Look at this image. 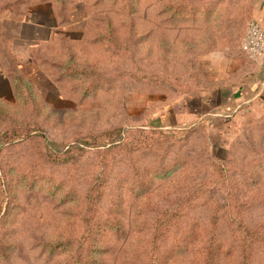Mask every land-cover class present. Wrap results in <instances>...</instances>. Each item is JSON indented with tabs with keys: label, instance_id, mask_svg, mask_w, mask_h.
<instances>
[{
	"label": "rangeland",
	"instance_id": "374dc122",
	"mask_svg": "<svg viewBox=\"0 0 264 264\" xmlns=\"http://www.w3.org/2000/svg\"><path fill=\"white\" fill-rule=\"evenodd\" d=\"M253 2L0 0V264H264Z\"/></svg>",
	"mask_w": 264,
	"mask_h": 264
},
{
	"label": "crops",
	"instance_id": "0c3cea01",
	"mask_svg": "<svg viewBox=\"0 0 264 264\" xmlns=\"http://www.w3.org/2000/svg\"><path fill=\"white\" fill-rule=\"evenodd\" d=\"M251 20L264 28V0H254ZM240 81L218 90H205L196 98V102H187L188 106H239L241 103L258 100L264 102V57L249 69H243ZM193 111V112H196Z\"/></svg>",
	"mask_w": 264,
	"mask_h": 264
},
{
	"label": "built area",
	"instance_id": "2783aa9c",
	"mask_svg": "<svg viewBox=\"0 0 264 264\" xmlns=\"http://www.w3.org/2000/svg\"><path fill=\"white\" fill-rule=\"evenodd\" d=\"M241 49L253 59L264 57V28L256 21L247 23Z\"/></svg>",
	"mask_w": 264,
	"mask_h": 264
},
{
	"label": "trees",
	"instance_id": "16d2710c",
	"mask_svg": "<svg viewBox=\"0 0 264 264\" xmlns=\"http://www.w3.org/2000/svg\"><path fill=\"white\" fill-rule=\"evenodd\" d=\"M119 132L120 130H118L117 132L111 131V132L104 133V135L116 134V136L119 138Z\"/></svg>",
	"mask_w": 264,
	"mask_h": 264
}]
</instances>
